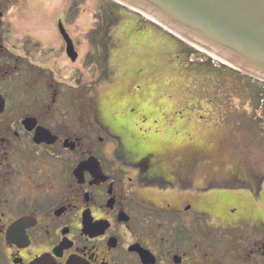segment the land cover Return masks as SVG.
Segmentation results:
<instances>
[{"label": "flooded vegetation", "instance_id": "flooded-vegetation-1", "mask_svg": "<svg viewBox=\"0 0 264 264\" xmlns=\"http://www.w3.org/2000/svg\"><path fill=\"white\" fill-rule=\"evenodd\" d=\"M24 1L0 0V264H264V176L196 154L135 158L81 84L77 49L101 42L60 19L32 40ZM220 185L232 197L214 215L203 198Z\"/></svg>", "mask_w": 264, "mask_h": 264}, {"label": "rangeland", "instance_id": "rangeland-1", "mask_svg": "<svg viewBox=\"0 0 264 264\" xmlns=\"http://www.w3.org/2000/svg\"><path fill=\"white\" fill-rule=\"evenodd\" d=\"M23 3L28 9L20 24L28 25L32 40L49 39L51 26L60 19L70 37L89 40L95 36L101 42V48L83 44L77 49L83 70L81 84L89 85L85 86L88 99L112 135L135 158L150 149L162 156L167 167L172 163V153L190 157L188 160L196 154L218 171L226 164L235 170L242 168L244 180H252L256 174L264 176L262 82L208 60L206 54L111 0ZM94 52L97 75L91 82L87 63ZM72 74L65 70V81ZM80 97L82 101L83 95ZM65 99L69 100L67 96ZM64 111V115H76L69 106ZM79 111L83 112L82 102ZM143 139L149 144H143ZM224 176L215 175L210 168L207 172L208 179ZM210 185L212 182L208 188ZM222 188L226 187H215L218 191L203 198V203L212 205L214 215L220 214L216 203L232 197L226 194L232 191Z\"/></svg>", "mask_w": 264, "mask_h": 264}, {"label": "water", "instance_id": "water-1", "mask_svg": "<svg viewBox=\"0 0 264 264\" xmlns=\"http://www.w3.org/2000/svg\"><path fill=\"white\" fill-rule=\"evenodd\" d=\"M111 1L147 16L184 44L264 84V0Z\"/></svg>", "mask_w": 264, "mask_h": 264}, {"label": "trees", "instance_id": "trees-1", "mask_svg": "<svg viewBox=\"0 0 264 264\" xmlns=\"http://www.w3.org/2000/svg\"><path fill=\"white\" fill-rule=\"evenodd\" d=\"M194 52V51H193ZM208 60H210V61H213L212 59H209V58H207ZM214 62V61H213ZM216 63V62H215ZM227 68V67H226ZM264 106V101L262 102V107ZM148 135V134H147ZM142 136V138L145 136V134H143V135H141ZM144 140V139H143ZM147 140H144L143 141V144H149V142H146ZM150 141V140H149Z\"/></svg>", "mask_w": 264, "mask_h": 264}, {"label": "bare ground", "instance_id": "bare-ground-1", "mask_svg": "<svg viewBox=\"0 0 264 264\" xmlns=\"http://www.w3.org/2000/svg\"><path fill=\"white\" fill-rule=\"evenodd\" d=\"M144 17H145L146 19H148L149 21L151 20L150 18H148V17H147V16H145V15H144ZM203 52H204V51H203ZM213 57H214V56H213ZM214 58H216V57H214Z\"/></svg>", "mask_w": 264, "mask_h": 264}]
</instances>
